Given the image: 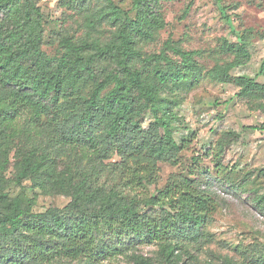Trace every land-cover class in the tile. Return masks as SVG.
<instances>
[{
  "label": "trees",
  "instance_id": "16d2710c",
  "mask_svg": "<svg viewBox=\"0 0 264 264\" xmlns=\"http://www.w3.org/2000/svg\"><path fill=\"white\" fill-rule=\"evenodd\" d=\"M85 1L64 0L81 5ZM102 1L104 6L90 23L106 19L116 26L113 35L107 40L63 38V54L51 57L41 49L43 14L37 1L0 0V12L8 19L0 22V125L3 119L28 112L52 116L49 127L26 122L46 128L47 148L26 144L15 149L9 127L0 128V264H52L60 259L91 263L117 253L102 239L109 232L156 242L166 264H178L180 235L191 234L214 209L210 197L192 180L143 199L131 194L137 183L155 181L158 161L175 164L184 148L174 136L179 119L171 106L174 102L159 98L158 91L169 82L200 76L204 67L198 60L201 51L186 50L171 40L158 53L139 50L137 36H148L151 28L162 26L158 0H135V17L114 0ZM222 50L238 59L231 66L251 59L244 37L240 42L225 40ZM168 51L180 61L171 59ZM103 61L112 69H99ZM207 74L219 82L228 80L225 66L215 65ZM261 74L264 61L257 76ZM236 85L240 97L257 102L264 112V83L257 77L239 76ZM146 111L154 121L142 132L140 118ZM101 125V133H95ZM160 128L163 135H155ZM250 128L264 129V123ZM237 138L232 134L227 142ZM112 149L123 159L118 168L105 162ZM13 150L18 158L15 182L23 186L28 181L42 194L68 196L65 207L33 212L35 198L11 196L4 190L3 174ZM58 154H81L86 163L76 169L60 167ZM164 197L175 198L179 210L173 215L158 221L139 211L138 205L156 206ZM133 261L156 264L142 255H133Z\"/></svg>",
  "mask_w": 264,
  "mask_h": 264
},
{
  "label": "rangeland",
  "instance_id": "374dc122",
  "mask_svg": "<svg viewBox=\"0 0 264 264\" xmlns=\"http://www.w3.org/2000/svg\"><path fill=\"white\" fill-rule=\"evenodd\" d=\"M36 1L43 14L41 49L51 57L63 54L60 44L63 38L107 40L115 31L116 26L106 19L95 25L90 23L104 6L102 0H86L82 5L65 4L64 0ZM114 1L135 17V0ZM156 9L162 26L151 28L148 36H137L139 50L158 53L171 40L186 50L201 51L198 60L204 72L181 82H169L158 91L159 98L174 102L171 106L179 116L174 124V136L184 148L175 158V164L158 161L155 181L137 183L131 194L143 199L159 195L167 187L175 190L183 180H192L210 197L214 209L188 237L180 235L182 249L176 252L180 255L178 264H264V203H258L264 199V129L250 128L264 123V112L257 108V102L240 97L236 85L239 76L257 77L264 83V74L257 76L264 61V0H158ZM2 21H8L4 12H0ZM11 23L9 20L8 25ZM242 37L249 41L251 59L231 66L238 59L224 52L222 44L225 40L240 42ZM168 55L180 61L172 51ZM215 65L227 67V82H219L207 74ZM102 68L112 69L106 61L99 65ZM37 118L41 120H33ZM51 119L52 116L28 112L24 117L3 119L2 124L9 127L8 135H13L15 149L26 144L47 148L46 128L35 127H49ZM30 121L35 127L26 123ZM153 121L152 113L146 111L140 118L141 131H147ZM102 129L101 125L94 131L99 134ZM153 133L162 136L163 129ZM232 134L238 138L228 143ZM80 155L58 154L56 159L60 167L76 169L77 164L86 163ZM17 159L13 150L3 174L7 181L5 191L11 196L25 194L35 198L33 212L63 208L69 203L70 197L42 194L28 181L18 185ZM122 160L117 150L112 149L105 162L118 168ZM138 206L141 213L158 221L179 210L171 197L162 198L156 206ZM102 239L117 251L115 255L91 263L60 259L52 264H135L133 255L149 256L156 264H166L156 242L138 241L129 233L118 237L109 232Z\"/></svg>",
  "mask_w": 264,
  "mask_h": 264
}]
</instances>
